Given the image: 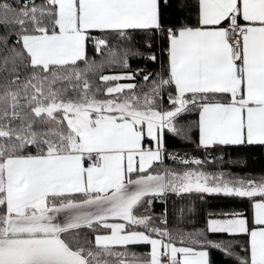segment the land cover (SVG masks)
Returning <instances> with one entry per match:
<instances>
[{
    "label": "snow or ice",
    "instance_id": "1",
    "mask_svg": "<svg viewBox=\"0 0 264 264\" xmlns=\"http://www.w3.org/2000/svg\"><path fill=\"white\" fill-rule=\"evenodd\" d=\"M0 28V264H264V174L214 167L264 146V0H0Z\"/></svg>",
    "mask_w": 264,
    "mask_h": 264
},
{
    "label": "trees",
    "instance_id": "2",
    "mask_svg": "<svg viewBox=\"0 0 264 264\" xmlns=\"http://www.w3.org/2000/svg\"><path fill=\"white\" fill-rule=\"evenodd\" d=\"M3 29L0 28V32ZM130 63L133 68H147L149 70L154 67H158L157 65L152 64L151 62H146L141 58L132 57L130 58ZM140 80V77H137V81ZM184 119H195V116H186L181 117V122ZM196 137H194L195 139ZM166 143L169 151L176 150L179 154L183 155L184 153H188L189 155H197L203 157L204 153L202 149H197L194 143L183 140L182 138L176 137L173 134L166 132ZM217 156L220 153H216ZM179 166V165H177ZM214 167H219L224 170H228L232 173L245 175L251 174L253 176L259 177L264 174V146H250L246 152L236 153L231 149H228L224 153V161L219 165H214ZM211 170V168H210ZM176 199V207L185 206L187 207L188 200L180 199L179 197ZM195 201L197 211L193 213L185 212L184 218L179 219L178 216L174 213L172 217H170L171 223L174 226L182 227L187 230H192L194 228H199L202 226V222L204 219L205 211L213 210L211 207L204 204V202L196 200L195 197L192 198ZM210 204L215 205L222 203V201L215 200L211 197L207 198ZM169 208L172 209V201H169ZM154 210L159 213L161 210L160 202H155ZM87 232V230H84ZM89 238H91V233H88ZM213 238H218L217 236H213ZM131 249L137 252H146L149 250V247L145 246H131ZM115 259V258H110ZM209 261L210 264H234L232 259H226L223 253L219 250L209 249Z\"/></svg>",
    "mask_w": 264,
    "mask_h": 264
},
{
    "label": "built area",
    "instance_id": "3",
    "mask_svg": "<svg viewBox=\"0 0 264 264\" xmlns=\"http://www.w3.org/2000/svg\"><path fill=\"white\" fill-rule=\"evenodd\" d=\"M172 152H176V153H178V151H176V150H172Z\"/></svg>",
    "mask_w": 264,
    "mask_h": 264
},
{
    "label": "crops",
    "instance_id": "4",
    "mask_svg": "<svg viewBox=\"0 0 264 264\" xmlns=\"http://www.w3.org/2000/svg\"><path fill=\"white\" fill-rule=\"evenodd\" d=\"M150 247V246H149Z\"/></svg>",
    "mask_w": 264,
    "mask_h": 264
}]
</instances>
